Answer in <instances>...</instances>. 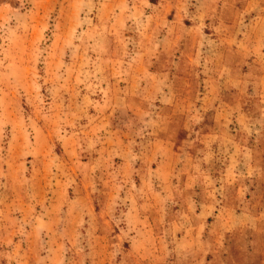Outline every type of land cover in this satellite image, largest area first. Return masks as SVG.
Here are the masks:
<instances>
[{
	"label": "rangeland",
	"instance_id": "obj_1",
	"mask_svg": "<svg viewBox=\"0 0 264 264\" xmlns=\"http://www.w3.org/2000/svg\"><path fill=\"white\" fill-rule=\"evenodd\" d=\"M259 2L0 0V264H264Z\"/></svg>",
	"mask_w": 264,
	"mask_h": 264
},
{
	"label": "crops",
	"instance_id": "obj_2",
	"mask_svg": "<svg viewBox=\"0 0 264 264\" xmlns=\"http://www.w3.org/2000/svg\"><path fill=\"white\" fill-rule=\"evenodd\" d=\"M259 3H260L259 8L252 7L253 9L255 8V10L257 11H260L259 13H261L259 20L256 23L259 34L255 36L253 42L251 43V45H249L248 51L252 53L251 54L252 56L260 58V59H264V0H260ZM225 8L227 7H221V8L219 7V9L217 10L216 24L218 25L219 28H224L228 26L235 18L234 8L232 7L227 8V10H230L231 12L230 14L231 18L229 19L226 18L223 14V12L226 10Z\"/></svg>",
	"mask_w": 264,
	"mask_h": 264
}]
</instances>
